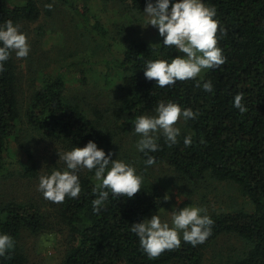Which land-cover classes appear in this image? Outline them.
<instances>
[{"label": "trees", "instance_id": "obj_1", "mask_svg": "<svg viewBox=\"0 0 264 264\" xmlns=\"http://www.w3.org/2000/svg\"><path fill=\"white\" fill-rule=\"evenodd\" d=\"M81 1L84 2L0 0V23L12 20L21 29L46 19L41 25H50L61 5L82 15L87 32L106 44L108 30ZM49 3L53 5L51 9L46 7ZM146 3L147 0H129L130 8L138 13H143ZM205 3L217 9L216 19L226 30L218 42L226 62L218 69H209L202 79L177 81L164 88L156 86L155 80L144 75L146 62L171 60L182 53L175 46L165 47L163 38L156 46L143 39L132 40L126 44L121 59L105 61L109 71H117L118 76L109 101H104L101 95L89 98L84 93L77 94L78 89L68 88L72 83L77 87L88 85L85 68L91 62L71 63L37 85L45 68L41 65V70H35L28 80L27 89L22 62L13 51L6 70L0 73V177L17 165L22 177L39 182V177L50 173L53 167H65L59 161V153L76 146L83 148L89 141H95L106 153H113V160L129 162L126 154L120 155L119 147L127 137L135 138V118L155 114L159 101L171 100L199 115L187 122L181 120L177 144L169 147L161 136L159 150L149 153L157 161L151 167H167L188 195L211 181L228 183L247 199L248 205L231 212H207L214 225L204 243L193 247L182 240L180 247L150 258L131 226L165 208L167 196L162 188L143 170L140 192L133 198H113L110 193L101 211L94 213V170L82 169V192L78 198L66 197L57 204L44 199L38 190V198L0 207V232L14 241V247L0 256V264H30L24 237L42 234L63 236L59 264H205L208 252L225 241H234L237 246L232 244L217 264L223 258L222 264H264V0ZM45 32L41 26L37 42ZM74 71L75 76L70 78ZM110 80L107 74V82ZM197 80L201 87L196 86ZM207 81L212 82L211 92L202 88ZM238 93H243L242 103L248 109L245 113L234 107ZM25 134L39 135L56 147L50 159L42 164L40 160L33 161L22 141ZM189 134L192 144L185 146L183 140ZM13 144L29 153V163L15 161ZM137 156L142 168L148 167L144 164L147 157L140 152Z\"/></svg>", "mask_w": 264, "mask_h": 264}, {"label": "clouds", "instance_id": "obj_2", "mask_svg": "<svg viewBox=\"0 0 264 264\" xmlns=\"http://www.w3.org/2000/svg\"><path fill=\"white\" fill-rule=\"evenodd\" d=\"M51 9V3L46 5ZM148 25L158 29L165 47L175 46L178 52L171 60H148L143 69L148 80H155L156 86L164 88L175 85L177 81L193 80L207 69H218L226 62L223 49L218 42L225 36L226 30L216 19L217 9L209 6L205 0H147L143 11ZM219 32V35H218ZM27 34L12 21L0 23V73L12 52L18 59L27 58L30 54ZM202 79V77H201ZM197 87H201L199 80ZM206 92L213 90L211 81L204 82ZM243 93L235 95L233 104L241 113L248 111ZM199 115L191 108H185L171 100L159 101L155 114H142L135 118L134 133L139 137L136 150L143 153L148 167L156 164V157L149 153L157 152L161 136L169 147L178 143L181 128L178 121L187 122ZM184 145L192 144V135L184 137ZM113 153H106L95 141H89L83 148L73 147L70 151L59 153L65 167H53L50 173L39 177L38 190L44 199L53 203H62L66 197L78 198L82 192L79 172L82 169L94 170L96 181L93 189L96 198L92 201L94 213L101 211L104 202L124 195L133 198L141 191L144 183L143 174L137 167L123 159L112 158ZM167 200V199H166ZM214 220L207 214V209L200 206H187L173 209L171 223L162 220L158 213L145 218L131 226V231L138 237L142 250L150 257L156 258L166 250L180 247L181 241L193 247L202 244L212 233ZM14 247L13 238L0 232V256Z\"/></svg>", "mask_w": 264, "mask_h": 264}, {"label": "rangeland", "instance_id": "obj_3", "mask_svg": "<svg viewBox=\"0 0 264 264\" xmlns=\"http://www.w3.org/2000/svg\"><path fill=\"white\" fill-rule=\"evenodd\" d=\"M81 2L85 7H89L90 13L99 19L108 30L107 43L103 44L87 32L82 15L74 13L68 7L58 5L56 19L50 25H41L46 20L43 19L40 23L23 25L20 29L27 34L31 49L27 58L20 59L24 70V87L30 88L28 80L31 81L35 70H41V65L45 68L42 69L37 85L42 84V80L48 75L53 76L56 71L62 70L71 63L89 61L91 64L85 68L88 85L77 87L74 83H70L68 88L71 91L78 89L77 94L84 93L89 98L101 95L104 101H109V96L115 89L118 74L117 71L110 72L105 61L121 59L126 44L132 40L143 39L147 44L156 46L160 44L162 37L156 27L147 24L144 13H138L130 8L129 0H84ZM41 26L45 27L46 34L40 42H37ZM208 71L209 69L202 71L197 78H204ZM76 72L70 74V78L74 77ZM107 74L111 78L108 82ZM178 126H182V121H178ZM134 134L131 133V135ZM134 137H127V140L123 141L122 147H119L120 155L126 154L129 162L137 167L139 173L146 171L150 180L157 183L165 192L167 203L159 213L162 220H168L171 223V212L174 208L182 209L196 205L207 209V212L223 213L248 205L247 199L239 194L237 188L228 183L211 181L201 185L191 195L185 194L167 167L142 168L135 147L139 137L137 135ZM22 141L25 149L30 150L29 153L33 155V161L40 160L41 164L45 163L46 159H50L49 155H53L54 149H57L36 134H25ZM12 148L15 161L29 163V153H26V150L20 149L18 144H13ZM16 166L11 167L10 172L0 177V207L10 202H25L41 196L38 192L39 182L22 177L19 167ZM23 242L30 264H59L61 262L64 250L62 235H27ZM227 242L229 241L214 246L208 252L205 264H217L219 257L226 256L227 249L232 244L237 246L234 241H231V244ZM224 260L223 258L220 261L224 263Z\"/></svg>", "mask_w": 264, "mask_h": 264}]
</instances>
